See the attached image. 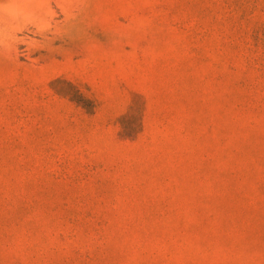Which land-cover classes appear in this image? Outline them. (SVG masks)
Masks as SVG:
<instances>
[{"label": "rangeland", "instance_id": "obj_1", "mask_svg": "<svg viewBox=\"0 0 264 264\" xmlns=\"http://www.w3.org/2000/svg\"><path fill=\"white\" fill-rule=\"evenodd\" d=\"M0 264H264V0H0Z\"/></svg>", "mask_w": 264, "mask_h": 264}]
</instances>
